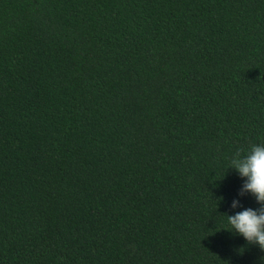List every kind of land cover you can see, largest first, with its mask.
Returning a JSON list of instances; mask_svg holds the SVG:
<instances>
[{
    "label": "trees",
    "instance_id": "trees-1",
    "mask_svg": "<svg viewBox=\"0 0 264 264\" xmlns=\"http://www.w3.org/2000/svg\"><path fill=\"white\" fill-rule=\"evenodd\" d=\"M251 143L264 0H0V264H264Z\"/></svg>",
    "mask_w": 264,
    "mask_h": 264
},
{
    "label": "clouds",
    "instance_id": "clouds-1",
    "mask_svg": "<svg viewBox=\"0 0 264 264\" xmlns=\"http://www.w3.org/2000/svg\"><path fill=\"white\" fill-rule=\"evenodd\" d=\"M243 178L237 197L230 202L233 214H227L229 232L242 236L249 244L264 251V143H251L246 149L237 148L228 158V166ZM254 196L258 207H243L238 197Z\"/></svg>",
    "mask_w": 264,
    "mask_h": 264
}]
</instances>
